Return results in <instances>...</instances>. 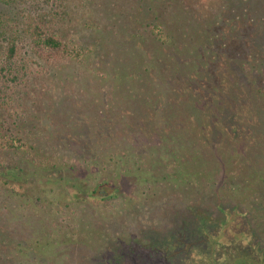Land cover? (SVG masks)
<instances>
[{"label":"trees","instance_id":"16d2710c","mask_svg":"<svg viewBox=\"0 0 264 264\" xmlns=\"http://www.w3.org/2000/svg\"><path fill=\"white\" fill-rule=\"evenodd\" d=\"M89 1L0 0V4L17 11L15 18H6L0 13V150L16 151L26 144L22 136L23 129L16 130L19 123L21 127L22 119L25 118V122H28L22 108V95L29 89L28 85L34 77L48 75L50 72L47 67L66 57L81 60L82 56L98 55L95 51L100 54L101 50L98 48L94 49L77 40L65 39L60 33L62 24L88 28L93 24L97 25L95 20L94 23L90 22L92 17L88 18L86 13L82 17L81 12H85ZM148 1L144 0L143 7L147 10L142 12L143 18L135 19L134 14L130 19L144 28H151L157 41L168 46L173 43L172 38L176 34L171 36L166 32L164 21L161 20L163 17L158 15L157 9L165 4L172 9L176 7L173 13L176 14L179 6L175 5L182 3L154 0L155 9ZM225 1L230 4L227 18L217 27L230 32L224 33L221 39L219 37L216 47L214 44L211 46L213 53L208 52L207 55L210 58L213 54L212 58L207 59V55L201 54L200 60L194 59L192 64L187 65L189 74L191 71L196 72L193 76L198 83L190 87V80L186 78L180 85L175 83V95L170 93L166 96L168 102L162 112V127L156 125L149 117L150 114L146 113L152 111L157 100L141 94L138 86L132 87L134 82L141 79L140 72L135 73V69L127 79L131 81L130 89H124L118 94L105 84L104 88L110 91V98L114 97L111 102L100 99L101 102H96L97 106L92 105V102L86 106V110L95 114L90 117V132H94L98 140L96 143H89V147H82L80 152L75 150V159L68 158L66 162H74L76 171L87 173L86 181L89 180L88 172L91 170L94 173L93 176L91 174L94 186L87 188L84 180L83 187L75 184V191H72L71 196L75 202L98 199L116 202L126 197L132 199L135 187L148 184L151 195L158 191L168 192L169 195L162 208V215L156 217L155 223L149 225L141 222L134 227L142 237L148 238L150 232H156L157 225L160 227L164 223L173 226L172 229L183 221L193 222L197 227L202 225V228L203 225L205 228L206 224L215 223L225 227L217 236V240L223 244V240L227 239L222 237L234 233L235 241L244 242L246 237H250L254 247L264 250V235L253 231L251 222L243 215L247 212L241 213L246 208L250 210L248 207L251 205L261 211L264 205V132L260 129L258 119L260 110L264 111V16L256 17L252 12L261 0ZM131 8L135 11L134 7ZM194 50L198 53L199 48ZM165 59L148 55L139 61L146 65L149 62L153 66L173 69L175 65ZM136 64L138 68L139 63ZM149 69L150 67H146L144 71ZM111 76H102L101 82L121 79V75ZM48 81L47 90L43 94L47 97L44 105L50 108L60 105V99L54 94L56 88L53 91ZM178 96L182 104L178 110H173L176 109L174 103ZM117 98L120 99L116 102ZM193 98L200 99V107L197 103L192 105ZM215 99L222 102V110L213 104ZM123 103L127 105L124 112L131 111L132 114L133 109L140 107L143 116L133 122L130 121L132 118L129 121L120 118L119 104ZM76 106H79L77 100ZM191 106L196 110L199 107L198 111L207 115L200 119L190 113ZM180 115H183V119L177 122L175 117ZM33 118L38 120L37 116ZM31 126V129L24 127V130L32 134L38 124L33 123ZM124 135L129 137L125 136L124 139ZM75 144L79 145L81 142L75 141ZM169 163H172L170 169ZM53 167L55 165H51L52 170ZM6 169L11 170L9 167ZM43 171L46 172L45 169ZM178 186L181 187L179 191ZM224 188H228V191L223 195L221 191ZM208 190L214 197L208 196ZM195 194L202 196L198 198ZM32 197L34 204L41 207L42 196L33 194ZM55 199L56 197L53 198ZM53 200L51 205L54 204ZM232 214H240L245 218L246 224L240 223L244 219H238L243 227L230 233L225 222ZM128 235L127 242L118 241L97 252L80 250L74 257L76 264H125L124 260L116 259V253L122 254L125 246L139 243L133 233ZM231 241L234 240H230V243ZM59 246V243L54 247L51 245L50 250H57ZM190 247L187 245L186 248ZM186 258L193 260L191 255ZM262 261L264 262V256Z\"/></svg>","mask_w":264,"mask_h":264},{"label":"rangeland","instance_id":"374dc122","mask_svg":"<svg viewBox=\"0 0 264 264\" xmlns=\"http://www.w3.org/2000/svg\"><path fill=\"white\" fill-rule=\"evenodd\" d=\"M171 1L174 4L176 1L182 3L175 5L179 6L176 14H173L176 7L172 9L165 4H159L157 9L158 15L165 19L161 20L164 21L166 32L171 36L176 34L175 38H172L173 43L168 46L157 41L151 28H144L130 19L134 14L135 19L143 18L142 12L147 10L143 7L144 0H90L85 12H81L82 17L86 13L88 18L92 17L90 22L94 23L95 20L97 25L93 24L88 28L62 24L60 33L65 39L77 40L101 51L100 54L95 51L98 55L92 54L91 57L82 56L81 60L66 57L51 64L47 67L50 73L42 75L41 78L34 77L28 85L29 89L22 95V108L28 122H25V118L22 119L21 127L19 123L16 131L23 129L22 136L26 144L16 151L0 150V264H76L74 257L80 250L97 252L109 244L128 240L130 233H133L139 243L125 246L126 250L124 249L122 254L120 252L115 255L118 261L124 260L125 264H264V250L254 247L250 237H246L244 242L235 241V234L231 233L234 229L243 227L238 219H244L240 223L246 224L245 218L240 214L247 212L243 215L251 222L253 231L264 235L261 233L264 231V205L261 211L251 205L248 207L250 210L245 207L238 216H229L225 223L231 230V236H223L222 238L227 239L223 240V244L217 240V236L225 227L215 223L206 224L205 228L203 225L202 228V225L197 227L193 222L183 221L173 229V226L164 223L160 227L157 225L156 232H150L148 238L138 234L134 227L141 222L149 225L155 223L156 217L162 215V208L169 195L165 191L151 195L148 184L143 183V186L135 187L132 199L126 197L116 202L100 199L75 202L71 196L72 191H75V184L83 187L84 180L87 188L94 186V178L91 177L94 173L91 170L86 167L90 171L89 180L86 181L87 173L76 171L74 162L66 161L68 158L75 159V150L80 152L82 147L86 148L89 143L97 142L98 136L90 132V117L95 114L89 109L86 110V106L90 102L96 105V102H101L100 99L111 102L114 97L110 98V91L105 89L104 85L107 84L110 89L120 94L124 89L131 88L130 79L127 81L131 71L135 69V73L140 72L141 79L137 83L134 82L132 87L138 86L141 94L157 100L156 106L151 108L152 111L146 113L150 114L149 117L156 125L162 127V112L168 102L166 96L170 93L175 95V83L180 85L184 83L185 78L190 80V87L198 83L193 76L196 72L191 71L189 74L187 65L192 64L194 59L200 60L201 54L213 53L211 46L214 44L216 47L217 40L220 41L219 37L221 39L224 33L230 32L217 27L228 14L230 4L227 1ZM148 2L156 9L154 0ZM131 7H134L135 11ZM255 8L252 12L256 17L264 16L263 0ZM0 13L7 16L6 18H15L17 11L0 4ZM133 33L135 36H132ZM197 47L200 50L198 53L194 50ZM148 55L166 58L165 60L175 65L171 70H176L153 66L149 62L146 65L139 61ZM210 56L212 58L213 54ZM210 58L207 55V59ZM253 59L257 60L255 57ZM136 62L139 63L138 68ZM146 67H150L149 71H144ZM113 75H121V79L101 82L102 76ZM46 81L50 83L53 91L55 88L58 91H54V94L60 99V105L50 108L44 105L47 98L43 94L45 89L47 90ZM119 99L117 98L116 102ZM198 99L193 98L192 105L197 103L200 107ZM76 100L79 106H76ZM181 104L178 96L174 103L176 109L173 110H178ZM213 104L222 110L223 104L220 100L215 99ZM119 106V117L122 119L129 121L132 118L130 121L133 122L143 116L140 107L133 109L131 114V111L124 112L127 106L125 103ZM98 107L95 108L97 111ZM198 108L196 110L191 106L190 113L202 119V116L207 114L199 112ZM35 116L38 120L33 118ZM258 116L260 129L264 132V111L260 110ZM178 117H175V120L182 121L183 115ZM33 123H37L38 128L33 130L32 134L24 130V127H32ZM125 136L129 137L124 135V139ZM133 137L136 138L135 135ZM75 141L81 144L77 145ZM51 165H55L53 170ZM169 165L167 164L170 169L172 163ZM42 169L46 172H42ZM204 183L206 184L205 181ZM179 188L181 187L178 186L177 191ZM227 191L228 188H224L221 193L224 195ZM208 192V196L214 197L213 193L209 190ZM33 194L42 196L41 207L34 204ZM195 196L199 198L202 195ZM52 200L53 205L50 204ZM83 223L86 226H83ZM230 240L235 242L230 243ZM57 243L61 246L57 250H50V246L54 247ZM187 245L191 247L186 248ZM262 245L264 246V239ZM190 255L193 260L186 258Z\"/></svg>","mask_w":264,"mask_h":264}]
</instances>
